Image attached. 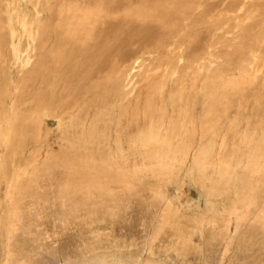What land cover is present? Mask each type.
<instances>
[{
  "label": "rangeland",
  "instance_id": "1",
  "mask_svg": "<svg viewBox=\"0 0 264 264\" xmlns=\"http://www.w3.org/2000/svg\"><path fill=\"white\" fill-rule=\"evenodd\" d=\"M4 1L0 0L2 21L6 27L5 41L0 45V264L8 263L5 253H9L8 259L12 260L19 255L15 260L28 261V264H264V165L260 175L250 174L253 164L248 166L261 160L264 163V69L254 82V75L237 71L230 64L237 59L236 51L245 42L241 35L221 32L222 37H216L219 43L209 49L212 50V57L205 56L201 63L205 65L203 72L212 70L215 89L219 90L225 84L233 85L229 89L225 87L229 92L221 89L219 94L218 91L215 94V98L218 97L215 111L219 112V116L231 112L219 119L221 128L217 129L213 142L210 138L198 141L188 150L184 165L171 160L157 164L151 156L150 159L144 158L149 153L161 156L162 151L156 147L147 153L125 147L120 155L118 153L117 161L109 164L103 159L114 158L108 149L111 143L105 138L103 143L99 142L100 137L105 136L102 133L82 131L77 127L80 122L58 125L57 121L51 124L48 117L41 121L42 116H34V100L29 98L39 92L41 86L30 84L24 87L20 80L43 53L21 30L17 34L19 39H15L18 45L12 43V31L8 29L9 17L13 15L16 20L25 16V1L10 12L5 9L7 3L19 4V0ZM106 1L112 3L113 0ZM160 1L155 2L159 7ZM191 1L182 0L184 9L190 10ZM199 1L200 7L193 14L204 21L208 18L203 17V12L221 2ZM140 5L133 2L132 8ZM33 11L30 7L31 18L34 17ZM128 12V8H124L118 18ZM42 15L43 18L39 16V24L48 19L47 13ZM33 22L37 23V20ZM145 24L143 16L132 21V30L136 34L126 47L128 53L124 55V60L119 63L118 78L128 83V88L131 87L129 101L132 103H136L139 95L144 68L171 58L168 53L154 52L150 45L142 43L148 39L141 32ZM32 32H36V29ZM206 39L204 30L198 29L190 45L191 50L189 47L182 49L188 50L185 55L187 59L182 57L179 64L190 63L196 58L195 55L202 53ZM131 43H138L139 46ZM12 45H16L14 47L22 53V59L30 58L24 69L22 67L26 63H22L21 68L14 64ZM114 60L116 63L115 57ZM171 72L174 70L171 69ZM198 74L190 69L186 80L195 79ZM181 75L178 72L177 78L180 79ZM242 78L247 80L243 81ZM160 83L152 82L148 95ZM238 88H246L247 92ZM6 89L8 94H3L2 98L1 92ZM188 94L180 97L178 91H172L162 96L159 112L167 119V125L171 121L169 114L179 118L178 111L194 105L197 114L193 121L209 119L208 100L200 98L194 101ZM148 95H139L144 99L135 111L144 109ZM257 96L263 98H260L261 106L255 102ZM14 100L19 106L13 110L11 106ZM222 103L228 106L222 108ZM81 119L83 122L84 119ZM179 122L178 127L181 125ZM94 128H97L96 123L89 129ZM13 131L15 134H12L11 140L9 134ZM120 136L126 139L125 134ZM199 155H206L207 158L214 156L216 161L213 160L212 164L221 156V161L229 164L222 163L220 167L219 163V167L212 169L208 167V172L203 174L194 165ZM89 156L92 162L87 159ZM171 163L174 168L168 171ZM110 166L113 171L118 169L124 173L125 180L121 179L123 183L106 188V191L116 196L115 204L113 201L108 202V198L105 204L114 205H105L92 214L89 210L95 208L100 201L99 196L103 194L94 181H105L101 171H108ZM98 172L99 179L93 178ZM15 201L23 202L21 209H12V202ZM10 213L15 214V217ZM8 227L17 230L11 234L7 232Z\"/></svg>",
  "mask_w": 264,
  "mask_h": 264
},
{
  "label": "bare ground",
  "instance_id": "2",
  "mask_svg": "<svg viewBox=\"0 0 264 264\" xmlns=\"http://www.w3.org/2000/svg\"><path fill=\"white\" fill-rule=\"evenodd\" d=\"M24 1L26 15L24 14L25 16L16 20L15 16H10L8 29L9 32L12 31V43H16L15 39H19L17 34L21 30L22 33L30 38L32 44H36L34 45L36 49L43 53L39 60L36 63L34 62L35 64L32 65L28 74L20 80L24 87L30 84H39L41 86L40 91L38 90L39 92L29 98L34 100H32L34 103V110H32L34 116H42L41 121L48 117L51 119V124L57 121L58 125L65 122L71 125L75 122H80L77 127L82 131H88L89 134H92V131L102 133L105 136H101L99 142L103 143L105 138L108 143H111V145L108 144V149L109 153L112 152L111 155L114 158L105 157V160L103 159V162L109 164L117 161L118 153L120 155V152L122 153L125 147L129 150L140 149L145 153L156 147V149L162 151L161 156H154L149 153L144 158L150 159L151 156L157 164L164 160H171L184 165L183 163L187 162L188 159V150L198 141L210 138L211 142H213L217 129L221 128V124L218 122L219 119L227 117L231 112L227 111L228 114L219 116V112L215 111V102L218 100V97L215 98L217 96L215 94L217 91L219 94L221 89L229 92L227 89H229V86L232 88L233 85L227 86L225 84L226 86L221 85L222 87L219 90L215 89V85L212 82L214 76L212 70H206L207 74H205L203 72L205 65L201 63L205 56L212 57V50L209 49L214 48L219 43L218 39L222 37L221 32L224 31L222 34L235 33L236 35H241V39L245 41L239 49L237 48V59L230 63L234 65L235 70L242 71L244 74L250 72L251 76L254 75L253 81L256 82L259 75H261V70L264 69V0H221L220 3L213 4L203 12V17L208 18L207 21L199 20L193 14L194 10L200 7L199 0L191 1L190 10L184 9L185 4L182 0H162L160 1V7L155 3L158 0H123V2L122 0H113L112 3L106 0ZM121 2L123 3L122 5ZM133 2L141 5L133 9ZM22 4L23 0H19V4L9 2L5 9L10 12L13 8L22 6ZM30 7L34 9L33 18L30 17ZM39 8L41 9L39 10ZM124 8H128L129 12L118 18ZM43 13L48 14V19L45 23L39 24L38 19L43 16ZM114 15L115 17H113ZM47 16L45 17L47 18ZM138 16H143L146 20L141 32L148 39L142 43L150 45L154 52H164L171 56V58L168 57L151 63L150 66L148 65L149 67L144 68L141 84L139 83L140 96L141 94L143 96L148 95L149 86L152 82L160 81L161 83L151 95L146 97L145 107L142 111H135V108L141 104L144 97L141 98L138 95L136 103L130 102L129 95L132 89L131 87L128 88V83L122 82L118 78L119 63L124 60V55L128 53L126 47L132 41V36L136 34L132 30L131 23ZM32 19L37 20V23L33 22L34 20ZM34 28L36 32H32ZM111 29L112 33L110 32ZM198 29H203L207 37L206 45L202 47L203 52L195 55L196 58L190 63L180 65V60H183V58L187 59L185 55L188 50L182 49L189 47L191 50L190 45L196 38ZM153 33L156 34L155 38H153ZM5 35L6 27L3 24L0 12V45L2 41H5ZM216 37H218L217 40ZM134 44L132 45L139 46L138 43ZM12 46L14 64L19 65L21 68V64L26 63L22 67L24 69L29 64L30 58L22 59V53L14 47L16 45ZM196 48H199V46ZM30 50L32 52V49ZM27 55L29 56L30 54ZM114 57L117 60L116 63ZM96 60L99 61L94 62ZM261 65L262 68L260 69ZM171 69L174 72H171ZM177 69L178 72L182 73L180 79L177 78ZM190 69L194 73L197 71L199 74L195 79L187 81L186 77ZM262 77L264 78V76ZM242 80L245 81L247 79L242 78ZM129 85L131 86V83ZM237 86L240 87L239 84ZM196 87H198V91H196ZM8 88L10 89L11 87L8 86ZM238 90L242 89L238 88ZM172 91H178L180 97H184L185 94L189 93L188 95L194 101L200 98L207 99V106L209 107L207 117L209 119L193 121V117L197 114L194 105L192 108L187 107L186 110L178 111L179 118H174L169 114L171 121L167 125V119L160 115V104L162 96ZM242 92H247L246 88ZM3 94H8L7 89L1 92L2 98ZM240 96L242 95L240 94ZM225 97H227L226 94ZM260 98L258 96L255 98V102L259 106L262 105L261 99L264 97ZM170 100H172L171 97ZM14 102L11 106L13 110L19 106L18 102L15 100ZM220 106L226 108L228 105H223L222 103ZM81 118L84 119L83 122ZM180 119L181 125L178 127L177 125L179 124L177 123ZM94 123H96L97 128H94V130L89 129ZM215 123H217L216 126ZM224 128L222 129L224 130ZM226 130L228 133V129ZM12 134H15V132L13 131V133L9 134L11 140ZM123 134L126 135L125 140L120 136ZM138 134L140 135L138 136ZM9 137L7 136L8 139L5 138L8 144L10 142ZM224 140L225 138L222 137V141ZM201 155L196 159L194 157V165L197 166L200 173L205 174L208 172V167L212 169L215 166L217 167L219 163L221 167V164L224 163L220 159L221 156H218V161L212 164V161L215 160L214 156H212L213 158H207L206 155L202 157ZM217 155L219 154L217 153ZM262 156H264V153ZM87 159L90 162L93 161L91 156L87 157ZM224 164L228 165L229 162ZM250 164H253V166L249 173L260 175L264 165L263 161L249 163L248 166ZM172 168H174L173 163L170 164L167 170L170 171ZM101 174L104 176L105 181L102 180L103 182L100 183L99 180H96L94 182L97 183L96 186L103 191V194L99 196L100 201L96 203L95 208L93 207L91 208L92 210H89L92 214L97 213L94 210L98 208L101 210V207H105V203L113 201L115 204L116 196L112 195L113 192L109 193L106 190L110 189L111 185L125 180V174L118 169L113 171L111 166L108 171L102 170ZM127 176L129 175L127 174ZM95 177L99 179V172L96 173V176H93V178ZM108 185L109 188H107ZM107 199L109 200L108 202ZM9 200H11V197ZM22 203L12 202L14 204L12 209H16L14 207L21 209ZM114 204L106 206L111 207ZM13 210L12 212L14 213L15 211ZM11 215L15 217V214ZM5 222L7 224L8 221L6 220ZM3 226L4 228L6 227V225ZM15 230L17 229L15 228ZM15 230L8 227L7 232L12 234ZM8 256L9 253H5V258L8 260L7 264L29 263L26 260L27 263L15 260L19 255L13 260L8 259Z\"/></svg>",
  "mask_w": 264,
  "mask_h": 264
}]
</instances>
